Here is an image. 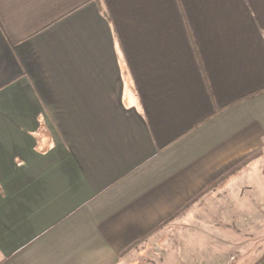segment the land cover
I'll return each instance as SVG.
<instances>
[{
	"label": "crops",
	"instance_id": "crops-1",
	"mask_svg": "<svg viewBox=\"0 0 264 264\" xmlns=\"http://www.w3.org/2000/svg\"><path fill=\"white\" fill-rule=\"evenodd\" d=\"M262 199L264 0H0V264H231Z\"/></svg>",
	"mask_w": 264,
	"mask_h": 264
},
{
	"label": "rangeland",
	"instance_id": "rangeland-1",
	"mask_svg": "<svg viewBox=\"0 0 264 264\" xmlns=\"http://www.w3.org/2000/svg\"><path fill=\"white\" fill-rule=\"evenodd\" d=\"M255 179V182L261 181ZM259 184V183H258ZM230 199V197H229ZM227 203L230 201L228 198L225 200ZM263 201V199H262ZM264 202V201H263ZM258 204L257 208H245L243 209V215L246 213H251L252 215H256L260 220L256 225H249V223L242 224V235L241 242L243 246V253L246 256H238L237 253H233L232 248L226 247L225 254L226 257H230L231 264H253L256 259V256H261L264 253V203ZM262 206V208H260ZM261 210L262 213H261ZM245 212V213H244ZM262 219V220H261ZM222 250V249H221ZM234 260V261H233Z\"/></svg>",
	"mask_w": 264,
	"mask_h": 264
},
{
	"label": "trees",
	"instance_id": "trees-1",
	"mask_svg": "<svg viewBox=\"0 0 264 264\" xmlns=\"http://www.w3.org/2000/svg\"><path fill=\"white\" fill-rule=\"evenodd\" d=\"M242 167H244L243 165H240L239 167L233 169L232 171L226 173L225 175H223L221 178H219L217 181H215L214 183H212L211 185H209L204 191H202L200 193V195H198L193 201H191L190 203H188L178 214L177 216H182L183 214H185L192 206L193 204L200 198H202L204 195H207L209 193H211L213 190L217 189L221 184H223L229 177H231L232 175H234L237 171H239Z\"/></svg>",
	"mask_w": 264,
	"mask_h": 264
}]
</instances>
